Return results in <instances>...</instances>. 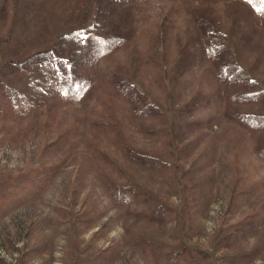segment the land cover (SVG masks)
<instances>
[{"label": "rangeland", "instance_id": "obj_1", "mask_svg": "<svg viewBox=\"0 0 264 264\" xmlns=\"http://www.w3.org/2000/svg\"><path fill=\"white\" fill-rule=\"evenodd\" d=\"M89 1L0 0V36L47 41L48 28ZM123 1L127 41L95 63L80 99L0 120V264H158L140 239L207 254L200 264H264V131L225 115L203 26L264 90V0ZM4 51L0 43V62ZM52 166V178L16 184ZM126 187L146 196L128 199Z\"/></svg>", "mask_w": 264, "mask_h": 264}, {"label": "trees", "instance_id": "obj_2", "mask_svg": "<svg viewBox=\"0 0 264 264\" xmlns=\"http://www.w3.org/2000/svg\"><path fill=\"white\" fill-rule=\"evenodd\" d=\"M124 3L123 0H90L80 10L70 9V18L63 16L53 31L50 32L48 28L49 32H45L50 33L47 41L40 36L35 41L33 34L27 38L26 32L22 35L23 39H14L10 32L5 37L0 36V43L8 49V52H3L0 62V120L26 119L47 107L55 99L65 101L80 99L91 84L95 63L127 41L128 34L123 28L122 17L127 10ZM203 26L209 44L207 53L213 58L218 80L225 88L224 98L227 99L224 105L225 115L252 131H264V109L258 108L259 103L264 106V90L260 83L252 78L250 71L240 63L232 50L226 52L224 38L215 32L213 25L209 22ZM22 43L23 45L34 43L35 46L21 52L18 48ZM236 44L239 47L240 39ZM121 83L122 81L116 80L114 87L120 94L127 89ZM121 148L125 156H129L137 163L161 174L167 171V168L163 167L164 164L154 158L138 153L126 145H122ZM257 152L264 160V143L257 145ZM39 170L41 171L33 177L23 176L17 181L20 190H27L39 180H45L46 175L48 179L52 178L58 168L52 166L50 169ZM14 186H10L9 190ZM122 192L128 199L146 196L134 187H126ZM3 200L1 197L0 204ZM150 201V208L155 206L157 212L165 213L171 210L161 201L151 199ZM135 244L148 259L156 260L158 264H200L209 258L207 254L193 252L188 247L181 249L180 245L174 248L181 251L174 250L168 245L155 246L145 243L144 239H140V242L137 240ZM199 257L203 258L200 263Z\"/></svg>", "mask_w": 264, "mask_h": 264}]
</instances>
